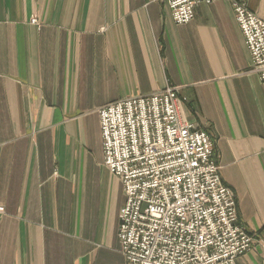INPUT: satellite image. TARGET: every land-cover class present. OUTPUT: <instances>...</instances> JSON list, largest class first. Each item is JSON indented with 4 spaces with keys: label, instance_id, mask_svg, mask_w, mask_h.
<instances>
[{
    "label": "crops",
    "instance_id": "0c3cea01",
    "mask_svg": "<svg viewBox=\"0 0 264 264\" xmlns=\"http://www.w3.org/2000/svg\"><path fill=\"white\" fill-rule=\"evenodd\" d=\"M168 86L256 235L237 264H264V82L230 0L183 24L166 0H0V264H127L99 111Z\"/></svg>",
    "mask_w": 264,
    "mask_h": 264
},
{
    "label": "built area",
    "instance_id": "2783aa9c",
    "mask_svg": "<svg viewBox=\"0 0 264 264\" xmlns=\"http://www.w3.org/2000/svg\"><path fill=\"white\" fill-rule=\"evenodd\" d=\"M166 0L177 24L200 2ZM264 82V17L230 0ZM35 23L36 20L33 19ZM179 88L123 98L99 111L103 161L122 182L118 236L127 264H237L256 235L238 223L210 134L181 115Z\"/></svg>",
    "mask_w": 264,
    "mask_h": 264
},
{
    "label": "bare ground",
    "instance_id": "6f19581e",
    "mask_svg": "<svg viewBox=\"0 0 264 264\" xmlns=\"http://www.w3.org/2000/svg\"><path fill=\"white\" fill-rule=\"evenodd\" d=\"M118 101V100H117Z\"/></svg>",
    "mask_w": 264,
    "mask_h": 264
}]
</instances>
